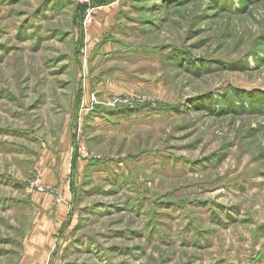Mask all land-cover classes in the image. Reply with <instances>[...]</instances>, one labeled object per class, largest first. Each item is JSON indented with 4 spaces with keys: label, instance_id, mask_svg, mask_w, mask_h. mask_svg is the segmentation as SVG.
I'll use <instances>...</instances> for the list:
<instances>
[{
    "label": "rangeland",
    "instance_id": "rangeland-1",
    "mask_svg": "<svg viewBox=\"0 0 264 264\" xmlns=\"http://www.w3.org/2000/svg\"><path fill=\"white\" fill-rule=\"evenodd\" d=\"M83 9L0 0V264H264V0Z\"/></svg>",
    "mask_w": 264,
    "mask_h": 264
},
{
    "label": "built area",
    "instance_id": "built-area-1",
    "mask_svg": "<svg viewBox=\"0 0 264 264\" xmlns=\"http://www.w3.org/2000/svg\"><path fill=\"white\" fill-rule=\"evenodd\" d=\"M96 0H79V3L85 7V17H84V26H89L93 21V14L95 8L93 7V3Z\"/></svg>",
    "mask_w": 264,
    "mask_h": 264
},
{
    "label": "trees",
    "instance_id": "trees-1",
    "mask_svg": "<svg viewBox=\"0 0 264 264\" xmlns=\"http://www.w3.org/2000/svg\"><path fill=\"white\" fill-rule=\"evenodd\" d=\"M115 0H96L94 1L93 3V7L96 8V7H101V6H106V5H110L114 2ZM86 10V9H85ZM85 10L83 9L82 10V19L84 18L85 16Z\"/></svg>",
    "mask_w": 264,
    "mask_h": 264
}]
</instances>
